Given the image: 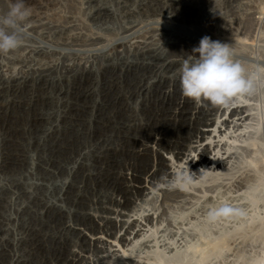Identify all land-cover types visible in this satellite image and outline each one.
<instances>
[{
	"label": "rangeland",
	"instance_id": "obj_1",
	"mask_svg": "<svg viewBox=\"0 0 264 264\" xmlns=\"http://www.w3.org/2000/svg\"><path fill=\"white\" fill-rule=\"evenodd\" d=\"M113 92L127 136L162 157L127 202L103 161L120 123L97 122ZM186 100L183 148L160 149L140 126ZM253 141L264 159V0H0V264H195L198 228L231 229L220 207L248 203ZM115 155L114 173L136 166Z\"/></svg>",
	"mask_w": 264,
	"mask_h": 264
},
{
	"label": "bare ground",
	"instance_id": "obj_2",
	"mask_svg": "<svg viewBox=\"0 0 264 264\" xmlns=\"http://www.w3.org/2000/svg\"><path fill=\"white\" fill-rule=\"evenodd\" d=\"M261 3L262 1L259 2L258 5H262ZM261 8H263V6H261ZM211 96L213 95H211L210 92H207V97H211ZM107 99L114 113H112L113 115L111 117L107 116L105 119L104 117L99 116L97 122L98 124H101V125L104 124L106 121L110 122V124L120 123L119 129L121 130V133L123 135H121L120 138L117 139L119 140L118 141L119 148L118 149L117 148L115 149V147L109 148L108 151L106 152L107 153L106 157L103 159V161L108 164L109 171L108 170L107 171L109 172L108 174H110L109 177L105 179V183L109 187L117 188L118 191L122 194L121 196L124 197L125 201L127 202L129 199L127 197L128 196L127 192L129 191L128 187L134 189L133 191L142 192L143 187L141 188L140 186H137L138 184L136 183L141 182V177H142L140 176L141 174L146 175V173L149 172L150 162L148 163V161L151 160L152 158L155 159L154 157H152V155H154L155 157L159 156L158 159L161 161H162V157H160V153H161L160 151L158 152V151L152 150V148L154 147L150 148L148 145L142 144L141 140L133 138L132 137L133 135L130 137L127 136L126 132L128 130L126 131L125 128L128 125L127 126L124 125L125 121L124 122L118 121L119 119H122L123 118L122 115L125 114L126 106L124 107V102H123L124 100L122 98H118L114 96V92L111 95L108 94ZM237 107L239 106L232 107L231 109L229 108L226 109V110L229 109V113H228L229 117L236 114ZM199 111L202 113L201 109H199ZM98 114L102 115L103 112H100ZM193 116H194V113L191 112L190 104L189 102H187V100L183 102H180V101L170 102L167 105L165 104V109H163L162 112L159 111V113H152L151 115H148V121L150 123L149 124L150 128L148 127V129H145V127H142L143 126L142 125L140 126V130H143V129L145 131L150 130L152 131V134H153V132L156 131L154 130L155 127H158L157 131L154 132L156 136L153 137L154 143L157 145V147H160V149L162 148L164 150H169V151L173 149L181 150L184 146L185 136L187 134L189 135L190 130L193 129V127H191V122H194L193 120L195 118V117L192 118ZM112 117L114 118L112 119ZM202 133L206 134L205 131H203ZM253 142L254 143H252V145L255 146V148L249 151L250 154L247 160L245 158L243 160L245 161L244 167L248 168L250 174H248V176L245 175L246 177H244L242 184H239L240 188H238V189H241L240 190L241 194L239 195L238 200H246L248 202L247 205L245 204L246 206H244L241 204L238 206L237 204L238 207L234 209L232 208L233 210H227V209L225 210L222 208L223 207L222 206L220 207L221 210H219L220 213L219 212L217 213L218 215H221L224 217H235L237 218V220L239 219L238 223L231 229H228V228L225 229L226 227L224 229L221 228L222 230L218 229L220 231L217 234L215 232V235L212 232V229L209 228V226L205 225V226L199 227L198 228L200 232L199 237H201L202 239L200 243L201 245L200 247L199 245H197L198 249H195V247L191 248V249H195L196 251L195 250L193 251L191 249L185 251L182 254L183 259L189 260L191 261V263L195 261V264H207L209 263L210 260L213 261L214 259L216 260V258L217 260L218 258L219 259L223 258V260H226L227 258H230L228 257L229 255L226 254V251H227V248L230 247L231 240H233L235 237H238L241 239V242H240V245L236 247L234 251H232L233 254H231L232 257L230 258L231 260L230 263L231 264H264V159H263L261 152L258 150L256 146L257 143L255 144V141ZM207 148L208 146H203L201 149V152L203 151V153L205 152L206 154L207 151H209ZM115 154L123 155L124 157H126L127 160L131 159L133 161L132 163H134L136 166L132 164L133 167L131 169L129 166L130 164L128 163L129 165H126L124 166L125 168H123V172L124 170L125 171L127 170L126 172L114 173L115 171L114 167L116 164ZM176 156H178V153L176 154ZM207 159H208L207 157H203L200 162L206 164ZM217 160L214 162H209V163H213V166L216 165L217 167L219 165V162ZM161 161L159 162L162 164L163 162ZM196 164H200V163L197 162L196 160L195 165L193 164L191 168L194 171V174H199L200 176L202 173L200 172V170L197 169ZM161 169L162 168H160L159 171H161ZM159 171L157 170V172ZM163 172L167 173V171L165 170ZM150 176L151 177L156 176V172L155 171L152 172ZM130 181L134 182L136 185L134 183H133L134 185H126ZM131 193L133 192H130L129 194ZM125 201H123L124 204L126 203ZM210 205L212 207L214 206L212 202ZM217 206H220V205L216 204V207ZM246 209H248L247 216H245V218L239 217L242 214V212L245 211ZM228 244L229 246H227ZM188 247H191V246H188ZM195 253H197L196 255L198 256H195Z\"/></svg>",
	"mask_w": 264,
	"mask_h": 264
}]
</instances>
